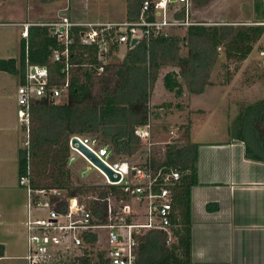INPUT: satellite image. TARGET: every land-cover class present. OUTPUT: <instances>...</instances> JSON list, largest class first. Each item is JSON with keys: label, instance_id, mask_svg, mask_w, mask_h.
I'll list each match as a JSON object with an SVG mask.
<instances>
[{"label": "trees", "instance_id": "1", "mask_svg": "<svg viewBox=\"0 0 264 264\" xmlns=\"http://www.w3.org/2000/svg\"><path fill=\"white\" fill-rule=\"evenodd\" d=\"M143 1L126 0L127 11L123 21L137 19ZM253 8L257 16L255 23L263 22L262 0H254ZM38 24L42 23L30 24L27 38L21 39L18 60L0 59V71L16 73L17 63L21 68L27 63L48 70L49 87L60 86L64 79V66L61 62L52 61V53L62 49V46L55 40L50 27ZM75 32V29L71 32L73 43L69 49L72 65L66 92L57 99L45 97L32 99L29 103V125L25 126L28 129V146L19 151L18 175L28 174L34 191L57 189L59 196L55 208L58 211H65L67 199L76 198L90 213L92 224L108 225L121 215V207L126 203L131 204L133 199L123 193L120 185L91 183L73 186L67 166L70 139H97L102 144H109L116 158L135 163L136 157L140 156L139 153L135 155L138 146H143L142 153L144 156L146 154L147 143L135 131L150 121L152 114L147 109V83L156 80L157 70L162 65L177 61L175 66L179 72L167 71L162 77L164 89L179 97L182 86L178 77H181L189 92H202L208 79V75L204 78L202 75L205 73L202 72L211 67L217 56L216 49L223 48L226 60L241 62L264 35V26H190L187 37L201 40L203 48H191L187 57L176 59L178 47L175 37L153 41L149 48L146 43L140 42L127 49L115 69L114 63L109 61L112 52L101 58L94 46L81 45ZM148 55L150 59H147ZM150 69L153 73H150ZM108 72L115 77L112 87L110 80L105 79ZM260 77L264 84V63ZM97 79L105 80L100 98L93 96L94 81ZM169 106L161 105L158 108L168 109ZM154 116L157 114L154 113ZM188 136L189 129L186 128L182 138L174 139L164 146L159 155L153 153L154 145L151 147L149 159L152 167L180 174V180L171 190V242L166 245L167 234L162 231H141L136 236L137 258L134 264H191L190 190L197 184L198 146L190 143ZM212 209L208 206V210ZM126 222L137 221L131 217L126 218ZM81 238L88 247L80 248L72 257L67 255L64 263L107 264V257L99 251L96 252V260L91 263L89 255L90 252L95 253L93 247L97 241L96 234L85 232Z\"/></svg>", "mask_w": 264, "mask_h": 264}, {"label": "crops", "instance_id": "2", "mask_svg": "<svg viewBox=\"0 0 264 264\" xmlns=\"http://www.w3.org/2000/svg\"><path fill=\"white\" fill-rule=\"evenodd\" d=\"M253 7L254 2L248 16L241 7L236 8V21L225 25H254ZM0 15V26L23 25L21 41L28 31L25 25L30 24L15 18L20 13ZM256 46L258 56L251 52L234 73H224L221 91L189 93L190 108L196 101H205L203 110L194 109L190 116L188 136L198 146L197 184L190 190L191 264H264V86L254 92L233 87L238 82L250 87L260 84L257 77L244 74L252 63H264V55H260L264 35L253 49ZM19 53L0 59L18 60ZM26 65L21 68L17 63L16 73L0 71V264H27V192L18 184V155L24 148L26 129L17 104ZM202 114L204 118L198 121L196 116ZM100 232H94L96 243ZM168 239L166 245L171 242ZM83 247L88 246L83 243ZM67 257L52 264H65ZM89 257L93 263L97 256L90 252Z\"/></svg>", "mask_w": 264, "mask_h": 264}, {"label": "built area", "instance_id": "3", "mask_svg": "<svg viewBox=\"0 0 264 264\" xmlns=\"http://www.w3.org/2000/svg\"><path fill=\"white\" fill-rule=\"evenodd\" d=\"M192 0H144L135 20L119 22H74L67 18L51 23L38 24L52 29L55 40L62 49L54 50L53 62L63 63L64 79L60 86L49 87V72L45 68L26 65L24 83L17 89V104L20 107L18 117L28 127V107L32 99H57L66 92L69 85V69L72 65L70 46L73 43L71 32L75 29L79 43L83 46H94L101 58L110 52L115 53L119 46L131 48L130 42L146 43L149 48L153 41L175 36L174 32L195 25H207L192 19ZM254 25L264 26V21ZM29 25L26 24V30ZM62 29V31H61ZM24 37L27 36L25 32ZM187 36V34H186ZM185 36V37H186ZM186 39V38H185ZM181 37L179 44L185 41ZM135 44V45H136ZM263 56L264 52L261 51ZM149 58V55L147 56ZM102 72V69H100ZM151 122L135 131L146 141L147 149L143 160L130 163L114 156L109 144H102L97 139L80 138L83 145L89 147L106 165L121 175L117 184H111L104 178L103 186L120 185L123 193L132 197L133 204L126 203L121 207V215L113 223L97 225L90 222V213L76 198L66 200L65 211L55 208L57 189L34 191L30 186L28 174L20 176L18 184L27 192L28 216L25 223L27 233V264H52L78 250L83 245L81 235L107 230L109 264H134L137 258L136 236L141 231L154 229L167 234L170 240L169 227L172 214L171 190L180 180L177 171L164 172L155 169L149 159L152 142ZM70 142V141H69ZM28 146V129L24 147ZM70 148V147H69ZM76 155L86 163V171L94 168L86 159L70 149L67 166L76 161ZM146 164V165H145ZM95 169V168H94ZM96 170V169H95ZM97 171V170H96ZM29 173V169L27 170ZM136 218L135 223H127L126 218ZM142 219L144 221L142 222Z\"/></svg>", "mask_w": 264, "mask_h": 264}, {"label": "rangeland", "instance_id": "4", "mask_svg": "<svg viewBox=\"0 0 264 264\" xmlns=\"http://www.w3.org/2000/svg\"><path fill=\"white\" fill-rule=\"evenodd\" d=\"M253 2L254 0H192V19L200 23H206L208 26L225 25L227 22L236 21L233 20L237 19L235 18L236 8L241 7L246 16L250 15ZM262 3L264 4V0H262ZM126 11V0H0V14L17 16V14L20 13V17L15 18H20L19 20H21L22 23L27 22L29 24L55 22L64 17L74 22H119L125 19ZM16 23L17 24H15V26L11 27L0 26V58L11 56L17 57L19 53L18 42L20 41V37L23 32V25H21L20 22ZM186 34L187 33L184 30L174 32L175 36L173 37L177 39L178 47V52L175 55L176 59L187 57L191 48L200 49L204 47V43L201 40L189 39ZM181 37L186 39L179 44ZM118 50L119 56H117L116 52L112 53L111 59L109 60L110 63H114V69L122 61L125 46H119ZM258 50L259 48L257 46L253 49V56H258ZM216 53L217 56L213 59L211 67L202 72L205 73L202 75L204 78L205 75H208V79L206 81L203 78L207 84L204 86L202 92L212 93V91H221V79H224L223 77L226 76V73L227 75L234 73L240 66V62L226 60L223 48L216 49ZM176 63L177 61L172 64L162 65L156 72V80L153 82L148 81L147 83V109L148 111H151L152 114L150 122L152 125V140L156 143L153 146V153L155 155L162 153L163 147L172 143L174 139H181L186 128H190V116L192 113H195L194 109L203 110L205 107V101L199 100L196 101V105L194 104L190 108L191 102L188 103V98H190L192 94H189L190 92L181 77H178L182 86L181 95L179 97H176L173 92L171 93L164 89L162 76L167 71L179 72V68H176L175 66ZM249 67L250 70H245L244 74L247 75L249 73L250 78L257 77L260 84H255V87H250L251 85L249 84L245 86L244 82H238L233 85V87L236 88L235 90L242 91V88L244 87H248V90H251L252 88L253 90L251 91L253 92L262 90V87L264 86L260 77L262 63L255 62ZM150 73H153L152 69H150ZM105 79L110 80V86L112 87L115 77L108 72ZM104 81V79H97L94 81L93 96L95 98H100L102 95L101 91L105 85ZM184 93L187 95H184ZM167 104H170L168 109L164 107H161L162 109L158 108L161 105ZM154 113H156L157 116L153 117ZM196 118L197 120H202L204 116L202 114L196 116ZM20 132L22 135V142L24 137L23 128L20 129ZM98 137L102 140L100 136ZM143 149L144 147L141 145L137 147L135 155L139 153L140 156H137L139 158L136 157L135 161L143 160ZM68 169L71 174V183L73 186L91 183L95 185H103L104 183L103 176L94 168H91L90 171H86V163H84V161L77 155L75 163L71 167H68ZM143 221L144 219H142V222ZM107 234V230H101L98 242L93 247L95 253L99 251L107 256L108 248L110 247L107 242ZM167 245H169V242ZM74 252H78V250H72L69 253V257H71Z\"/></svg>", "mask_w": 264, "mask_h": 264}, {"label": "water", "instance_id": "5", "mask_svg": "<svg viewBox=\"0 0 264 264\" xmlns=\"http://www.w3.org/2000/svg\"><path fill=\"white\" fill-rule=\"evenodd\" d=\"M170 1L174 2L175 0ZM136 42L137 40L133 39L130 42V46L133 47ZM69 147L71 150L86 159V161H88L98 172H100L111 184H117L120 182L121 175L106 165L89 147L83 145L78 137H72L70 139Z\"/></svg>", "mask_w": 264, "mask_h": 264}]
</instances>
